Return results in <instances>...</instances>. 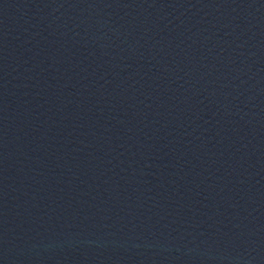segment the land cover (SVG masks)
<instances>
[{
    "label": "water",
    "instance_id": "95a60500",
    "mask_svg": "<svg viewBox=\"0 0 264 264\" xmlns=\"http://www.w3.org/2000/svg\"><path fill=\"white\" fill-rule=\"evenodd\" d=\"M0 264H264V0H0Z\"/></svg>",
    "mask_w": 264,
    "mask_h": 264
}]
</instances>
